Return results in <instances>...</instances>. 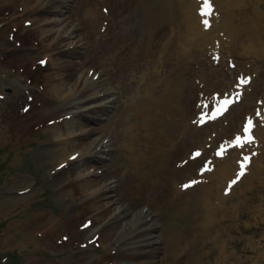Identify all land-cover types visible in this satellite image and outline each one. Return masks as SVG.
Returning a JSON list of instances; mask_svg holds the SVG:
<instances>
[{
	"label": "rangeland",
	"instance_id": "obj_1",
	"mask_svg": "<svg viewBox=\"0 0 264 264\" xmlns=\"http://www.w3.org/2000/svg\"><path fill=\"white\" fill-rule=\"evenodd\" d=\"M6 1L0 0V264H109L112 259L105 256L106 248L118 246V238L128 231H134V240L139 242L126 245L124 240L123 247L145 251L158 248L154 255L145 256V261L153 259L152 264H160L164 240L161 236L165 237L162 230L168 225L184 241H194L202 264H264V173L260 180L245 178L243 184L247 164L242 172L240 169L247 156L243 148L247 142L232 144L237 134L245 135L243 129L249 118L253 120L247 133L252 138L250 142H255V128L263 127L264 67L259 64L264 61V36L250 46L235 48L228 40V30L215 28V24L213 44L204 38L201 42L204 33L185 24L181 11L188 8L187 0H40L42 20L33 22L27 20L26 14L12 19L15 7ZM50 27L53 30L45 38L54 40L46 46L41 34ZM148 30L159 31L165 36L162 41L168 42V65H159L163 72L154 77L156 88L164 92L172 85L171 72L167 74L166 70L181 73L183 91L178 102L181 108L188 107L185 125L189 123L192 128L191 134L184 132L181 112L173 113L177 134L174 159L178 161L174 168L164 169L165 176L154 184L153 192L145 193L147 200H138L134 205L136 197L130 183L118 168L116 149L121 126L114 119L123 106L143 95L139 73L145 82L152 67L146 68L134 53L139 47L144 49L140 38L145 41ZM56 37L61 41H55ZM193 38L201 43L200 47ZM127 52L132 59H126ZM144 54L145 59L150 51L144 50ZM113 55L118 69L111 73ZM219 57L222 61H218ZM85 74L86 80L96 79L95 90H86L82 78ZM237 76L245 78L246 86H250L238 94L235 103L247 100L248 107L241 104L230 111L228 107L215 116L216 123L197 124L196 111L201 103L213 105L216 101L212 95L221 99L236 91ZM61 82L66 87L73 86V90L80 89L81 97L93 94L96 99L68 108L61 117L53 112L55 99L48 94V88ZM255 107L258 114L251 112ZM52 116L60 121L70 120L72 126L61 125L64 131L69 127L76 134L86 131L82 139L73 143L102 139L106 149L94 150L95 159L67 156L72 146L58 136L57 127H51ZM38 121L42 122L36 125ZM219 143H224L226 152L218 159L233 160L231 167L235 172L231 181L235 182L214 183L216 192L210 196L197 181L182 187V191L179 185L189 172L183 164L186 153L196 147L209 148L189 162L193 168L189 176L197 177L195 170L207 157H211V164L213 149ZM248 151L253 156L261 152L258 147L251 149V145ZM211 165L215 167V162ZM83 173L92 175L95 185L109 187V192L100 193V206H92L88 190L81 191L78 178ZM206 180L207 184L209 178ZM171 187L175 195L172 198ZM152 198L163 204V227L156 208L149 207ZM88 203L90 207H86ZM138 210L141 221L153 216L157 226L153 233L140 232ZM88 219L94 222L90 231H86L90 226ZM133 260L120 257L115 262Z\"/></svg>",
	"mask_w": 264,
	"mask_h": 264
},
{
	"label": "bare ground",
	"instance_id": "obj_2",
	"mask_svg": "<svg viewBox=\"0 0 264 264\" xmlns=\"http://www.w3.org/2000/svg\"><path fill=\"white\" fill-rule=\"evenodd\" d=\"M187 1H190L188 8H184L181 11L182 15L186 19L185 24L187 27H193L198 33H201V31H199V26L201 25L200 16L197 15V13H199L198 4L200 0ZM179 2L184 3L186 0H179ZM211 2L213 4V9L209 12V15H211L213 18L211 26L216 24L215 28L217 27L218 29H224L225 27L228 30V34L230 35L228 40L230 41L231 46L235 48L244 45L250 46V43L254 44L255 40H258L261 36H264V0H211ZM6 3L8 5L13 4V7H15L16 12L11 13L12 19L26 14L27 20L29 22H33V20H42L39 15L40 10L42 9L40 0H7ZM248 10H253L254 13H248ZM243 22L244 24L242 25ZM52 30L53 27H50L45 29L41 34V38H43L42 42H46V46H50L48 41L54 40H47V38H45V36L48 35ZM143 34H145V32ZM177 35L181 37L183 36L180 34V32H178ZM162 37L165 36H163L159 31L151 32L148 30L145 34V41L140 38V44L144 46V49L140 50L139 47L136 50L137 52L134 54L143 61V65L146 68L151 66L152 69L147 74V76H145V82H143V78L139 73L141 85L143 86L142 97L140 96L137 99H133L132 103L123 106L122 111L118 113V116L116 119H114L117 125L121 126V129L119 130V136L121 140L120 143L117 144L116 149L118 154V168L126 174L128 182L130 183V187L132 188L136 197L134 205L138 204V200H147L145 193L148 191L153 192L154 184H157L165 176L164 169L168 170L169 166L172 168L175 167L174 153L176 148L174 149V146L176 141L175 139H177V134H174L176 123L173 113H175V111L181 112V124L184 125V132L191 134L192 127H189V123L185 125L186 114L189 112L188 107L184 106L181 108L178 102L180 99L179 96L183 91V79L181 77V73L174 69L166 70L167 74L171 72L172 85L164 92H160L156 88L155 82L157 79L154 77L157 76V74L160 75L163 72V68H160L159 65H168V42L162 41ZM203 38L206 40V42L211 40V44L214 42V38L209 32H204L201 37V42ZM56 40L59 42L61 41V39L58 37L55 38V41ZM192 41L196 42L197 47L201 46V43L196 41L195 38H193ZM144 50L150 51V55L145 59L143 58L145 55ZM129 54L130 52H127L126 59L128 56L130 59H132V54ZM108 58L110 59V57ZM111 59L113 60V67H109V71L112 73L114 69H118L116 68V64H114L116 61V55H113ZM130 59H128V61H130ZM24 64H20V66ZM259 66L264 67V61H261ZM253 69L257 71L258 67L255 66ZM212 71L213 70L209 72ZM83 76V80L86 81V84H84L86 90H95L98 87V84L94 83L97 82L95 78L92 79L94 80V82H92L91 80H86V74ZM160 83H163V80H161ZM207 85L208 82L206 83V86ZM247 86H250V83ZM246 90L247 89L245 88V91ZM49 93L55 99L54 106L56 107L53 112H57V115L61 117L66 115L68 108L72 109L76 106H82L91 103L94 101V99H96L93 94H87L85 97H81L82 95L80 89L73 90V86L69 85L66 87L62 82L53 84L50 88H48V94ZM246 102L248 101H240L239 103H235L234 101L231 103L232 105L230 104L231 106H229L230 108L228 109L230 111L232 108L239 107L241 104L243 105V108L248 107V103L246 104ZM48 105L50 106L49 103ZM49 108L51 109V107ZM58 111H62L63 114L61 113L60 115ZM72 111L73 110H70V112ZM258 111L259 109L255 107L251 112L256 114ZM52 118H54V116H52ZM40 122L42 121H38L35 124L38 125ZM207 123L214 124L216 121L213 120ZM62 124L70 126L71 122L67 119L60 121V119L54 118V123L51 127H57L55 131L59 133L58 136H63L62 139L68 143V146H72V149L68 152L67 156L72 155L75 158H82L86 160L95 159L93 154L94 150L103 151L105 149L102 139H99L98 141L91 140L77 144L73 143L76 139H82V136L84 134L86 135V131L80 130L79 133L76 134L75 131L71 130L70 127L64 131L62 128H60ZM256 124L257 123L254 122V126ZM262 126L263 127L257 126V128H255V142L257 146L254 145L255 142H252V148L258 147L261 152L256 156L251 155L248 161L249 164L246 163L247 168L242 180L243 184L245 183V178L249 179L250 177H256L258 180H260V175L264 173L261 172L264 169V163H262L264 159L261 157V153L264 151V122ZM70 135H72V137H70ZM250 144V141H247V143L243 145V148L247 150ZM167 153L170 154L167 156L169 163L166 160ZM98 159L101 158L98 157ZM221 159H216L215 167L213 169H207L202 175L204 179L207 177L209 178L207 184H205V182H201V184H199V186L203 189L202 191L207 196H210L216 192V189H214L216 187L214 186V183L221 182V184H223L224 180L231 181V177L234 176L235 170L233 167H231L233 160L229 158H226L225 160ZM186 169L191 172L190 174H192L191 167L189 170V167L186 165ZM91 176L92 175L89 174H81V177L78 178L80 189L81 191L88 190V196L91 200L92 206H100L102 204L100 203V199L103 197L100 195V193H102V190L109 192L110 189L107 185L103 187H99L97 184L95 185ZM174 182L175 177L172 175L170 183L173 185ZM163 184L166 186L165 181ZM170 195L171 197L175 196L172 187ZM203 201L206 203L207 198H205ZM84 203L85 201L81 202V205H84ZM149 203L150 208H156L162 222L161 227H163L165 224L163 223V217L165 214L163 204H161L155 198H152ZM129 206L131 207V200L129 201ZM86 207H90V204L88 203ZM136 215V220L140 222L139 224L142 228V231L140 232L148 231L153 233L154 229L157 228L156 224H154L153 216L151 215L146 221H141L142 214L140 210L137 211ZM88 225L90 226L86 229V231H90L92 229L90 227L94 226V222L91 219H88ZM162 231L165 237L161 236V239L164 240L162 254L163 257L160 264H202L199 260L200 255L197 250L199 247L193 245L194 241H184L179 232H174L175 228L171 225L166 226ZM133 233L134 231L126 232L118 238L120 241L118 246H109L106 248L107 251L105 252V256H108L112 259L109 261V264L153 263V259L150 261H145V256L148 254L154 255V253L158 251V248H154L155 251L152 249L145 251L140 249L137 250L136 247H132L130 249L123 247L124 240L126 241L124 243L126 245L139 242V240H134L137 237L133 236ZM94 235L99 237L98 233H95ZM143 235H145L144 232ZM101 242H103V240H101ZM105 247L106 246L104 245L103 248ZM120 257H132L134 260L130 262L127 261L125 263L115 262V260Z\"/></svg>",
	"mask_w": 264,
	"mask_h": 264
},
{
	"label": "snow or ice",
	"instance_id": "obj_3",
	"mask_svg": "<svg viewBox=\"0 0 264 264\" xmlns=\"http://www.w3.org/2000/svg\"><path fill=\"white\" fill-rule=\"evenodd\" d=\"M202 11H208L210 12L211 11V3H210V0H204V5H203V9ZM207 23V22H206ZM41 63H43V61H41ZM221 107H223V105H221ZM217 111H219V109H217ZM251 124V121H247V123L245 124L244 126V129H243V132L245 133V135L241 136L240 134H237L234 139L232 140V144L234 145H241L244 143L245 140H251V136L250 135H247V133L249 132V125ZM218 154H222V148L221 149H218ZM247 156L244 157V161L241 162V169L240 171L242 172L244 169H243V166H244V163L247 162ZM204 169H201V171H203ZM239 177L237 176V179ZM235 181H229V184L231 183H234ZM191 183V182H189ZM186 186V185H185ZM228 189L226 188L225 191H227Z\"/></svg>",
	"mask_w": 264,
	"mask_h": 264
}]
</instances>
